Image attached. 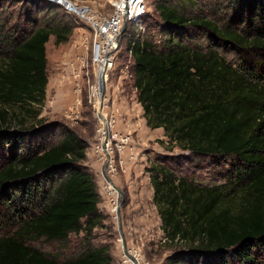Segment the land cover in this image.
<instances>
[{
	"label": "trees",
	"instance_id": "obj_1",
	"mask_svg": "<svg viewBox=\"0 0 264 264\" xmlns=\"http://www.w3.org/2000/svg\"><path fill=\"white\" fill-rule=\"evenodd\" d=\"M18 1L35 15L12 33L4 4L13 0H0V216L13 222L0 235V264H111L106 247L89 243L66 262L28 245L64 242L80 231L89 238L102 216L91 176L77 167L85 157L79 139L65 132L54 141L52 132L31 146L26 137L41 135L21 131L23 115L36 119L45 98V45L51 35L64 42L72 27L54 11H41L49 16L40 27L36 4L44 0ZM231 4L236 14L220 28L159 0L164 38L132 37L127 45L146 125L163 129L181 152L228 167L227 183L211 188L164 165L150 169L164 238L188 247L166 264H264V0ZM190 27L207 42L192 44ZM228 49L238 55L234 64L222 55Z\"/></svg>",
	"mask_w": 264,
	"mask_h": 264
},
{
	"label": "rangeland",
	"instance_id": "obj_2",
	"mask_svg": "<svg viewBox=\"0 0 264 264\" xmlns=\"http://www.w3.org/2000/svg\"><path fill=\"white\" fill-rule=\"evenodd\" d=\"M92 6L101 17L110 16L120 0H74ZM159 0H140L143 14L136 26L129 20L114 52L113 67L104 80V100L100 102V83L93 62L97 39L94 31L66 15L62 8L51 1H40L37 21L42 27L54 11L64 16L72 27L64 42L58 43L51 35L45 45L47 85L45 98L36 119L23 115L25 127L41 135L31 146L42 141L44 134L55 133L54 141L63 133H73L84 146V159L77 163L80 170L88 173L98 195L97 208L102 216L101 225L92 235L85 232L71 234L64 242H48L34 239L29 246L41 251L58 262H66L80 255L87 247H106L111 264H132L123 250L121 235L128 253L137 259V264H166L176 253L188 251L179 240L167 242L161 230V220L153 202L150 169L164 165L175 175L193 182L197 187L211 188L227 183L225 162L217 158L190 155L181 152L172 143L163 129H150L143 111L137 102L133 86L134 64L128 50V42L152 38L159 42L164 38L163 25L155 11ZM195 19H205L223 28L228 19L236 14L232 0H168ZM5 16L10 21L6 32L14 33L33 22L34 12L22 1L5 3ZM49 12V15L41 14ZM37 15V13H36ZM192 44L203 45L207 36L203 30L187 29ZM10 34V33H9ZM5 46V45H4ZM229 63H235L238 55L223 50ZM102 108L103 119L98 116ZM36 110L35 107H33ZM43 142V141H42ZM0 160V169L2 168ZM16 208H19L16 207ZM3 211L0 208V212ZM4 213V211H3ZM119 214V215H118ZM82 220V224H84ZM8 218L0 216V235L9 231Z\"/></svg>",
	"mask_w": 264,
	"mask_h": 264
},
{
	"label": "built area",
	"instance_id": "obj_3",
	"mask_svg": "<svg viewBox=\"0 0 264 264\" xmlns=\"http://www.w3.org/2000/svg\"><path fill=\"white\" fill-rule=\"evenodd\" d=\"M62 8L69 16L75 17L79 22L87 25L94 31L97 43L93 62L96 65V78L107 80L113 67L114 52L117 51L123 24L130 21L138 26L143 14L140 0H120L115 11L107 17H101L92 6L74 0H47ZM130 54V51H129ZM131 57V54H130Z\"/></svg>",
	"mask_w": 264,
	"mask_h": 264
},
{
	"label": "water",
	"instance_id": "obj_4",
	"mask_svg": "<svg viewBox=\"0 0 264 264\" xmlns=\"http://www.w3.org/2000/svg\"><path fill=\"white\" fill-rule=\"evenodd\" d=\"M124 29H125V22H124V24H123V28H122L121 34L124 32ZM100 91H101L100 102H101V104H102V103H103V100H104V91H105V85H104V80H103V79H102L101 82H100ZM101 110H102V108H101V106H100L99 111H98V116H99L101 119L105 120V119L103 118L102 114H101ZM118 215H119V214H118ZM121 239H122V246H123V250H124V254H125V256H126L129 260H131L132 264H137V259H136L134 256L130 255V253H128V250H127V247H126V242L124 241V238H123L122 235H121Z\"/></svg>",
	"mask_w": 264,
	"mask_h": 264
}]
</instances>
